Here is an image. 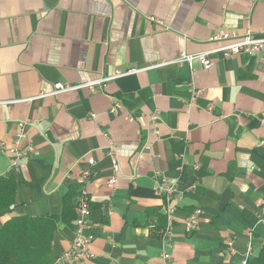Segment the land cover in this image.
<instances>
[{
    "label": "crops",
    "instance_id": "1",
    "mask_svg": "<svg viewBox=\"0 0 264 264\" xmlns=\"http://www.w3.org/2000/svg\"><path fill=\"white\" fill-rule=\"evenodd\" d=\"M262 28L264 0H0V178L17 184L0 226L66 207L73 219L60 222L53 238L60 264L75 240L81 171L92 156L94 256L73 264H166V252L171 264H243L250 242L258 254L264 53L214 52L210 69L197 60L152 66L184 50H213L221 45L210 40L218 30ZM130 67L147 69L104 88L37 97L56 81L84 83ZM112 148L121 166L114 189L107 186ZM159 170L179 183L177 210L161 237L151 218L156 209L165 214L153 177ZM198 208V227L188 233L185 221Z\"/></svg>",
    "mask_w": 264,
    "mask_h": 264
},
{
    "label": "built area",
    "instance_id": "2",
    "mask_svg": "<svg viewBox=\"0 0 264 264\" xmlns=\"http://www.w3.org/2000/svg\"><path fill=\"white\" fill-rule=\"evenodd\" d=\"M149 20L151 21H157L161 24H164L163 21H161L159 18L156 17H149ZM212 42L215 41L216 43H220L221 45H218L213 48L211 51H200L199 53H191L186 50L182 52L178 57L174 59H170V61H163V62H157L156 66H163L170 63L175 64H185L188 63L191 67L194 65V61H199L202 63L203 67L205 69H210L213 66V61L211 60L210 56L214 52H222L225 57L233 56L240 54L242 52H247L251 55H256V53H264V28L258 30V31H251L246 30L245 32L238 33L235 30L230 29H223L216 31L213 36L210 39ZM147 69L146 67H130L127 68V70H120L116 69L112 75L102 76L99 77V79L94 80H88L84 81V83H78V84H69L64 83L61 81H56V83L53 85V88L48 92H42L37 97L41 98L42 96H56L59 93L63 92H70L71 90H78L85 87H88L91 90H96L97 88H104L108 82L113 81V79L127 76L128 74H134L137 72H141L142 70ZM0 103H5V101H1ZM120 102L115 103L114 107H119ZM160 119L159 115H153L152 121L156 122ZM20 125H23V122H19ZM264 123V120H263ZM158 134L159 131H156ZM262 145L264 146V139L262 141ZM10 153L16 158L21 157L24 155L23 152H21L17 148H10ZM110 156L112 160V166L114 170V175L110 177L107 180V186L111 189L116 188V185L118 183L117 179V173L120 171L121 166L119 163V157L116 151L112 148L110 151ZM86 163H88V166L86 169H82L81 171V180L82 183L81 189L79 190L77 196V216L74 220V241L70 248L65 250L61 253V256L58 260V263H64V264H73L78 261L90 259L94 256V253H92L89 248L93 241V235L90 232V229L92 228V225L90 223V215L92 213V201L89 196V190H88V183L91 181L95 174V163L96 160L92 156H87L84 158ZM154 179L156 180V192L159 195H162L164 198V203L162 205V208H164V212L167 216L168 221L171 219L175 211L177 210L175 200L178 197V187L179 183L177 181H173L169 179L167 176L162 174V172L159 170L155 172ZM201 213V209H195L189 214V217L185 221L186 231L188 233L193 232L198 227V216ZM165 234H168V230ZM228 246H229V253L231 255H234L236 253V249L234 247V238H231L228 240ZM253 248L252 243L250 242L248 245V255H252ZM164 258L166 259V264L169 263V260L171 259V254L169 252H166L164 254ZM247 260L243 261V264L246 263Z\"/></svg>",
    "mask_w": 264,
    "mask_h": 264
},
{
    "label": "trees",
    "instance_id": "3",
    "mask_svg": "<svg viewBox=\"0 0 264 264\" xmlns=\"http://www.w3.org/2000/svg\"><path fill=\"white\" fill-rule=\"evenodd\" d=\"M16 190L13 176H1L0 213L15 205ZM63 211L60 215H17L7 219L0 226V264H54L52 248L57 225L73 219L66 207ZM153 216L161 237L168 230L167 216L160 209H156L151 218ZM246 263L264 264V243L259 253L249 256Z\"/></svg>",
    "mask_w": 264,
    "mask_h": 264
}]
</instances>
